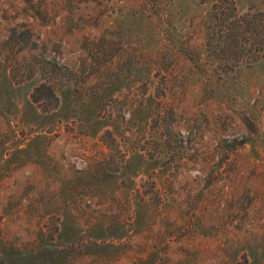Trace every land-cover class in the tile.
Masks as SVG:
<instances>
[{
	"label": "rangeland",
	"instance_id": "rangeland-1",
	"mask_svg": "<svg viewBox=\"0 0 264 264\" xmlns=\"http://www.w3.org/2000/svg\"><path fill=\"white\" fill-rule=\"evenodd\" d=\"M217 1L0 0V264H264V54L218 58Z\"/></svg>",
	"mask_w": 264,
	"mask_h": 264
},
{
	"label": "trees",
	"instance_id": "trees-1",
	"mask_svg": "<svg viewBox=\"0 0 264 264\" xmlns=\"http://www.w3.org/2000/svg\"><path fill=\"white\" fill-rule=\"evenodd\" d=\"M209 19L211 44L220 60L229 61L234 57V65L239 69L241 59H253L261 52L264 54V29L260 24L263 18L239 14L235 0L217 1Z\"/></svg>",
	"mask_w": 264,
	"mask_h": 264
}]
</instances>
